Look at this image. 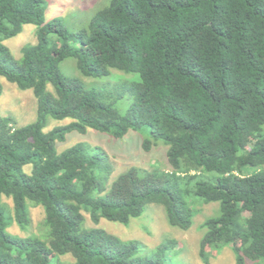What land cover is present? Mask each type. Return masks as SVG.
Instances as JSON below:
<instances>
[{
	"label": "trees",
	"instance_id": "obj_1",
	"mask_svg": "<svg viewBox=\"0 0 264 264\" xmlns=\"http://www.w3.org/2000/svg\"><path fill=\"white\" fill-rule=\"evenodd\" d=\"M47 8V0H0V75L37 98L29 124L0 114V264H52L66 254L74 261L58 264H185L176 238L148 249L84 227L82 211L94 223L127 224L156 203L170 225L188 229L195 198L220 204L202 225L204 264L224 246L235 264H264V0H108L79 31L61 17L46 20ZM24 24L36 25L37 40L16 58L4 40ZM70 56L84 76L116 68L138 78L86 88L61 72ZM126 89L133 100L122 112L115 102ZM50 118L71 121L46 130ZM146 126L143 149L162 142L171 169L131 166L109 188L101 152L84 141L57 148L73 131L119 139ZM4 195L21 227L30 224L28 199L44 207L48 241L9 232Z\"/></svg>",
	"mask_w": 264,
	"mask_h": 264
},
{
	"label": "rangeland",
	"instance_id": "obj_2",
	"mask_svg": "<svg viewBox=\"0 0 264 264\" xmlns=\"http://www.w3.org/2000/svg\"><path fill=\"white\" fill-rule=\"evenodd\" d=\"M108 0H47L48 8L46 20L54 17H61L71 31H79L87 26L95 12L104 6ZM36 25L24 24L22 31L11 38L4 40L16 58L21 57V48L27 43L36 42ZM78 46V44H77ZM61 72L75 82L80 83L86 88H111L117 79L126 78L131 80L138 78L136 73H128L116 68L106 76H84L77 67V58L70 56L60 63ZM113 74V75H112ZM0 84L3 92L0 95V114L11 117L17 127L24 126L36 120L37 117V98L32 89H21L17 84L9 82L0 75ZM49 90H53L52 85H48ZM113 88L112 90H114ZM133 97L130 90L125 91L124 97L116 100L115 107L124 112L130 107ZM70 118L62 120L50 118L46 130H50L57 125L70 122ZM148 127L140 130H130L122 138H114L110 134L88 129L86 133L73 131L67 135L65 141L57 142L58 150H63L72 144L84 141L91 148L90 153L101 152L107 157L112 173L110 180L106 182L108 188L117 176L131 166H138L147 169L154 167L160 169H171L166 151L167 146L160 142V145L146 151L142 147L143 137L148 134ZM31 165L24 166V170L29 171ZM247 173L253 172V167L247 168ZM216 172H205L202 178L215 182ZM192 204L195 210L193 224L188 229H181L169 224L164 207L160 204L149 203L143 213L134 217L129 223L123 224L101 218L98 223H94L86 210L83 226L86 228L96 227L116 234L122 239H136L146 248H154L165 238H176L178 240L179 258L185 264H204L199 255L200 240L205 232L202 227L206 218L219 214V202H204L200 198H195ZM3 211L9 221L8 230L10 233L27 237L37 235L46 241L49 240V227L45 223V209L42 205H36L29 199L27 200L30 224L21 227L14 219V203L11 197L4 195ZM12 216V218H11ZM210 264H235V255L230 246L221 249H210ZM59 260L64 263L74 261L71 254L61 257H54L52 264H58Z\"/></svg>",
	"mask_w": 264,
	"mask_h": 264
}]
</instances>
